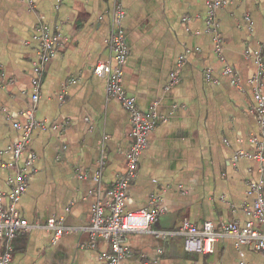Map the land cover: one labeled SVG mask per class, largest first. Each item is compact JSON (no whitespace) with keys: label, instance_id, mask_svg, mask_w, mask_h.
Masks as SVG:
<instances>
[{"label":"crops","instance_id":"crops-1","mask_svg":"<svg viewBox=\"0 0 264 264\" xmlns=\"http://www.w3.org/2000/svg\"><path fill=\"white\" fill-rule=\"evenodd\" d=\"M208 2L122 0L128 50L123 86L142 113L157 115L123 208H147L156 198L163 212L147 231L127 234L133 253L119 264H264V251L237 248L228 237L219 238L212 253H188L178 233L185 221L219 226L250 219V182L264 181L258 162L237 156L264 145V131L248 110L257 66L246 55L262 46L264 0H226L217 10L221 56L206 27ZM114 7L115 0H0V193L9 191L18 169H27L17 208L32 224L11 241L9 264H107L112 252L108 241L90 246L86 226L92 205L125 171L130 145L128 113L93 71L111 58ZM39 22L69 40L43 67L35 116L44 127L31 132L16 161L10 146L21 132L13 124L25 121L31 103ZM225 64L236 84L223 72ZM172 73L177 81L168 85ZM29 151L35 157L26 166ZM102 153L99 190L94 176ZM60 217L70 232L53 240L44 226ZM154 230L174 235L163 240Z\"/></svg>","mask_w":264,"mask_h":264},{"label":"built area","instance_id":"built-area-1","mask_svg":"<svg viewBox=\"0 0 264 264\" xmlns=\"http://www.w3.org/2000/svg\"><path fill=\"white\" fill-rule=\"evenodd\" d=\"M29 5L34 0H23ZM226 0H209L207 4L206 27L212 33L215 51L219 56L222 49V38L219 33V21L216 13ZM125 10L122 0H115L113 9V26L108 39V50L111 58L108 62L97 63L94 73L105 79L106 94L110 98L117 100L128 113L130 145L126 151V169L114 181L111 188L106 189L105 197H98L91 207L90 221L86 226L90 238V246H95L96 241H108L112 247V252L106 255L107 264H119V262L132 255V250L127 244V234L145 232L149 226L157 220L159 214L163 212L156 205V198L149 200L148 207L136 211H124L125 191L129 184L135 179L137 174L138 159L143 150L148 147L149 136L156 125L157 115L154 111L142 113L132 96H130L123 86L124 66L127 59L128 50L124 42L123 20ZM247 18V17H245ZM34 40L37 43V58L32 63L31 84L33 92L30 97V105L24 111L25 121L14 123L13 126L20 130L21 139L10 146L14 159L17 161L28 143L29 136L35 128H43L44 123L35 116V111L39 99V88L41 85L43 67L62 47L69 38L59 32H53L47 25L39 22L34 26ZM264 34L260 50L247 51L246 55L253 58L257 66L250 81L253 88V104L249 107V112L255 116L264 131V95L261 91V81L264 77ZM223 72L231 76L232 83H237V77L228 64L224 65ZM209 78V74H206ZM177 81L176 73L170 75L168 85H173ZM237 156L255 160L259 163V171L264 170V145L256 143L251 150H239ZM33 152L29 151V159L25 165H29L34 160ZM106 155L101 154L98 160V168L95 171V182L98 189L104 188L101 181L102 167L105 163ZM27 169L22 167L9 178L10 189L6 193H0V264H9L11 241L17 232L22 229L32 227V224L21 214L17 208L20 197L27 189ZM79 177H83L79 175ZM169 187V186H168ZM180 188V187H179ZM251 193L254 194L252 205L247 212L250 219L239 222L232 221L215 226L210 221H205L201 225L183 222L178 233L183 236L184 250L188 253L207 254L214 251L216 241L221 237H228L237 248H244L249 252L264 251V181L259 179L251 181L249 185ZM98 190V192H99ZM186 192V191H184ZM4 199L8 200L4 205ZM44 228L50 232L53 240H57L64 234L70 232V228L63 223V218H49ZM153 234L163 240L174 235L173 231L154 230ZM140 264H155L142 260ZM240 264H248L244 259Z\"/></svg>","mask_w":264,"mask_h":264}]
</instances>
